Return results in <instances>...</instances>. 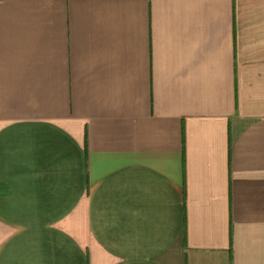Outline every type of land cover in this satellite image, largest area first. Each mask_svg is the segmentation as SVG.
Masks as SVG:
<instances>
[{
	"label": "crops",
	"instance_id": "0c3cea01",
	"mask_svg": "<svg viewBox=\"0 0 264 264\" xmlns=\"http://www.w3.org/2000/svg\"><path fill=\"white\" fill-rule=\"evenodd\" d=\"M0 264H264V0H0Z\"/></svg>",
	"mask_w": 264,
	"mask_h": 264
}]
</instances>
